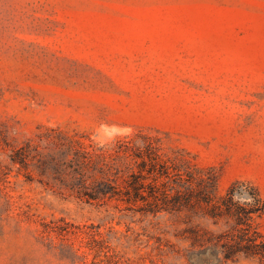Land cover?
I'll use <instances>...</instances> for the list:
<instances>
[{
	"label": "rangeland",
	"instance_id": "obj_1",
	"mask_svg": "<svg viewBox=\"0 0 264 264\" xmlns=\"http://www.w3.org/2000/svg\"><path fill=\"white\" fill-rule=\"evenodd\" d=\"M146 136L213 200L80 194L79 154ZM237 227L264 240V0H0V264H264Z\"/></svg>",
	"mask_w": 264,
	"mask_h": 264
},
{
	"label": "trees",
	"instance_id": "obj_2",
	"mask_svg": "<svg viewBox=\"0 0 264 264\" xmlns=\"http://www.w3.org/2000/svg\"><path fill=\"white\" fill-rule=\"evenodd\" d=\"M131 143H134L133 138L116 143L101 153L94 154L85 151L82 155H78L82 169L77 184L81 195L82 190L90 188V191H84L83 193L89 200L112 198L119 194L117 185L120 178L127 174L125 178L126 187L120 193L119 198L128 203H137L140 200L147 201L151 210L171 208L191 202L190 194L194 190V180L192 181L191 178H195L199 183H204L207 189L204 198L207 201L213 200L212 177H205L203 174L197 175L190 165H185L184 162L163 155L159 151L158 144L151 136L144 138V145L136 144L134 146L138 148V151ZM129 148L134 149V152H130ZM118 160L122 162L117 163ZM91 165L93 171L97 169L102 174L100 179L98 176L84 172L85 168ZM173 174H179V180H174ZM92 177L94 179L89 181V178ZM150 177L153 178V183L146 182V179ZM89 182H92L93 185L89 186L91 184ZM235 192L234 187L229 188L227 196H221L222 199L218 200L213 207H219L228 214L238 209L237 216H239V220H237V224L240 225L243 222L241 220L242 212L247 215L259 212L262 209V204L259 196L253 195V200L248 203V206L237 205L235 207L233 201ZM238 229L240 231L237 239H235L236 242L231 246V251L240 250L264 256V240L260 241L257 235L246 232L243 228Z\"/></svg>",
	"mask_w": 264,
	"mask_h": 264
},
{
	"label": "clouds",
	"instance_id": "obj_3",
	"mask_svg": "<svg viewBox=\"0 0 264 264\" xmlns=\"http://www.w3.org/2000/svg\"><path fill=\"white\" fill-rule=\"evenodd\" d=\"M101 128H105V129H114L116 130L119 134L118 135H129L131 134L132 132V129L130 128H121L119 126H116V125H112V126H109V125H101ZM115 136H111L110 138H114Z\"/></svg>",
	"mask_w": 264,
	"mask_h": 264
}]
</instances>
